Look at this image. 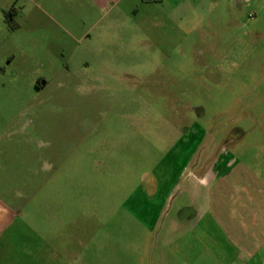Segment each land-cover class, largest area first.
<instances>
[{"label": "rangeland", "instance_id": "1", "mask_svg": "<svg viewBox=\"0 0 264 264\" xmlns=\"http://www.w3.org/2000/svg\"><path fill=\"white\" fill-rule=\"evenodd\" d=\"M69 1L0 0V264H246L209 219L264 179V0H147L104 44L60 24ZM202 202L224 241L194 260Z\"/></svg>", "mask_w": 264, "mask_h": 264}, {"label": "crops", "instance_id": "2", "mask_svg": "<svg viewBox=\"0 0 264 264\" xmlns=\"http://www.w3.org/2000/svg\"><path fill=\"white\" fill-rule=\"evenodd\" d=\"M70 1L72 8L68 10L59 9L57 11L58 19L65 28L74 30L73 38L79 44H82L84 39H88L86 44H89V36L93 39V44L108 42L105 39L109 41L113 39L112 41L118 43L124 42L125 36L123 32L119 31L120 27L126 23L127 18H130L134 12L140 11L141 5L150 3L147 0ZM69 32H71V29H69ZM209 161L210 163L205 165L204 170L200 171L199 174L192 173L196 177V182L191 188L192 195L202 193L200 187L195 184L204 183L207 186L210 180L217 181V179L220 180L225 177H222V173L224 172V166H227L225 165L226 161L222 160L221 157H212ZM231 164L232 162L229 165ZM234 165H236V169H240L241 164L238 161L232 164V166ZM242 168L244 169V167ZM235 172L231 170V176ZM238 190L243 191V194L238 197L239 200L230 203L229 219L222 220L218 216H212L209 222L214 225L216 232L218 230L222 231L223 224L227 222L229 225L237 226L240 230V235H225L229 243L228 247L231 249L235 260H245L244 263L246 264H264V179L255 175L247 186L241 189L238 188ZM208 191L210 193L211 190L208 188ZM214 193L215 191L212 192L213 197L210 199L212 202H214ZM209 202L206 204L202 202V207L200 208V204L198 205L199 211L197 213L195 211V215L183 219L184 229L188 228L191 232L189 237L186 236L187 243L184 248L188 254H191V259L194 260L202 254V247L204 248L203 251L206 250L204 245L207 240L213 243L210 252L217 255H221L222 252L221 248L224 240L221 242V237L218 238L215 232L209 235L205 233V216L201 212L208 209ZM209 205L211 207V204ZM184 237L182 235V240ZM224 246H227V244Z\"/></svg>", "mask_w": 264, "mask_h": 264}, {"label": "trees", "instance_id": "3", "mask_svg": "<svg viewBox=\"0 0 264 264\" xmlns=\"http://www.w3.org/2000/svg\"><path fill=\"white\" fill-rule=\"evenodd\" d=\"M17 13L16 9L13 7V8H10L8 9L7 11H5V18H6V21L12 26V27H15L17 24L15 23L14 21V16L15 14Z\"/></svg>", "mask_w": 264, "mask_h": 264}]
</instances>
